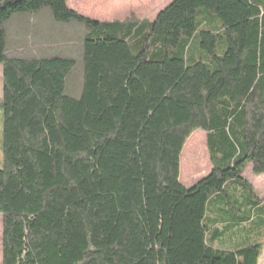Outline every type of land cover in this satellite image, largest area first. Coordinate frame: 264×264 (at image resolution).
<instances>
[{
  "label": "trees",
  "instance_id": "16d2710c",
  "mask_svg": "<svg viewBox=\"0 0 264 264\" xmlns=\"http://www.w3.org/2000/svg\"><path fill=\"white\" fill-rule=\"evenodd\" d=\"M45 9L87 26L79 99L74 61L7 53L6 23ZM0 66V264H258L264 201L244 172L264 175V0L104 22L67 0H0ZM196 131L211 172L186 188ZM240 227L241 247H214Z\"/></svg>",
  "mask_w": 264,
  "mask_h": 264
},
{
  "label": "rangeland",
  "instance_id": "374dc122",
  "mask_svg": "<svg viewBox=\"0 0 264 264\" xmlns=\"http://www.w3.org/2000/svg\"><path fill=\"white\" fill-rule=\"evenodd\" d=\"M173 0H77V4L85 13L104 21H123L134 15L137 19L153 20L156 15ZM37 15L23 14L9 20L7 30L6 50L12 57L31 60L35 58L51 59L61 58L74 61L69 76L66 79L67 94L73 99H79L83 88V41L87 26L83 23H58L53 20L48 9ZM2 71V67L0 66ZM1 74V73H0ZM2 79V78H0ZM2 82L0 80V103L2 101ZM0 113V141H1ZM194 139L199 144L200 153L192 168L184 166L180 172V183L191 186L211 172V164L205 145V134L196 131L187 140ZM186 142V143H187ZM186 145V144H185ZM185 147V146H184ZM184 150V148H183ZM183 153V151H182ZM181 153V155H182ZM186 158L191 152L186 151ZM181 159V158H180ZM2 155L0 151V164ZM244 177L252 184L256 195L264 201V175L255 177L248 167ZM0 259H1V216H0ZM1 262V260H0ZM259 264H264V255Z\"/></svg>",
  "mask_w": 264,
  "mask_h": 264
},
{
  "label": "crops",
  "instance_id": "0c3cea01",
  "mask_svg": "<svg viewBox=\"0 0 264 264\" xmlns=\"http://www.w3.org/2000/svg\"><path fill=\"white\" fill-rule=\"evenodd\" d=\"M104 1V0H103ZM67 6L69 9H71L72 11L78 13L79 15L93 20V21H97V22H101L100 19H98L97 17L93 16L91 18V16L87 13H85L80 7H78L79 5L77 4V0H67ZM37 15V14H34ZM0 78H2V71L0 70ZM2 82V79H0ZM2 97V96H1ZM181 158V157H180ZM180 177V176H179ZM246 179V178H245ZM247 180V179H246ZM180 181V179H179ZM248 181V180H247ZM252 185V184H251ZM192 186V185H191ZM191 186H184L186 188H189ZM244 228H233L228 236H225L224 238L220 237L215 243H214V247L217 248H225L228 250H234L236 248L241 247V245H243L244 243H246L248 241V237L244 236V232L243 231ZM264 255V247L261 253V256L259 258L258 264L260 262V260H262V256ZM1 260V259H0Z\"/></svg>",
  "mask_w": 264,
  "mask_h": 264
}]
</instances>
